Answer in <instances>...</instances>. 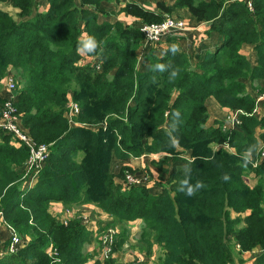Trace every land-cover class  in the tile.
Returning a JSON list of instances; mask_svg holds the SVG:
<instances>
[{"label": "trees", "instance_id": "1", "mask_svg": "<svg viewBox=\"0 0 264 264\" xmlns=\"http://www.w3.org/2000/svg\"><path fill=\"white\" fill-rule=\"evenodd\" d=\"M104 1L47 0L40 10L37 0H0L16 10L0 7V120L10 72L22 126L50 148L37 182L27 188L18 168L30 149L0 127V212L29 236L18 251L0 256V264H85L91 257L93 264H237L247 253L255 255L243 264H264V131L257 134L264 116L253 114L257 100L247 91V81L256 89L264 80V0H175L159 2L160 13L134 3L122 9L147 23L187 9L220 36L197 62L173 52L171 35L163 55L150 52L140 61L142 31L108 20ZM88 36L97 40L96 51L78 53ZM245 44L256 51L254 65ZM86 56L97 60L81 62ZM172 71L177 75L170 79ZM210 97L242 111L237 128L223 130L221 121L207 126ZM70 101L79 106L76 124L68 116ZM145 154L163 155L153 159L164 175L151 183L157 192L146 184L127 189L117 181L125 175L111 171L114 156ZM185 179L203 187L188 196L179 190ZM54 202L94 203L120 222L141 219L147 256L154 244L161 252L155 260L131 261L89 254L92 231L78 216L64 222L53 215ZM127 235L126 227L115 234L112 254Z\"/></svg>", "mask_w": 264, "mask_h": 264}, {"label": "crops", "instance_id": "2", "mask_svg": "<svg viewBox=\"0 0 264 264\" xmlns=\"http://www.w3.org/2000/svg\"><path fill=\"white\" fill-rule=\"evenodd\" d=\"M37 1H38V7L40 10L48 8L49 5L47 4V0H37ZM159 2H164L166 5L171 6L175 3V0H105L102 3V7L105 8V11L107 14L106 17L111 22L122 21L126 25H132V26L140 28L143 25V24L141 25L143 20L140 17L130 14L129 12H126L122 9L130 3H134V4L139 5L140 7H143L144 9L148 11L160 13L161 9L158 6ZM162 14H164V16H168V15L183 16V20L188 24L187 31H184L181 33H175L171 35L170 38L175 37L176 38L175 44L178 47V50L186 52L194 62L198 61L199 55L204 56L205 53H207L208 51H213L217 45L218 40H220V36L217 32L215 31L209 32L208 24H206L205 22L196 21V19L191 16L190 12L187 9H177L173 11L171 14L167 12H164ZM169 39L167 40L163 39L157 43L150 42V41L143 39L142 46L138 50L140 61H143L145 55H147L150 52L158 56L163 55L166 52V50L169 48V42H170ZM242 51L247 55V57L249 58V60L251 61L253 65L257 63L256 51L254 50L251 44H245L242 48ZM96 60H97V57L95 56L94 57L86 56L83 60H81V62H89V61H96ZM256 85L258 86V88L254 89L252 87L251 82L247 81V91L250 94H252L257 100V106H256L257 110L253 114H256L257 117H263L264 116V80L261 79L257 81ZM12 94L13 92L7 88V85L6 86L4 85L1 91V95L5 98H8V97H11ZM207 107H208V112H209V119L207 121V126L215 125L217 121H221L227 127H231V121L228 120V116L234 115L233 114L234 111H230L229 109L222 107L214 97L208 98ZM235 126H236L235 128H237L239 124H235ZM263 131H264V128L258 127L257 134ZM212 147L214 149H219L220 147H223V145L219 143H213ZM262 147H264V143H261V148ZM187 154L189 155V153ZM150 156H151L152 161L153 159H158L155 155H150ZM145 158L146 157H143L142 159L140 158L126 159V160L120 161V164L124 163V164H130L133 167H140L141 165L145 164L144 163ZM18 171L23 172L24 175L27 174L28 163L26 162V164L23 167L22 166L19 167ZM113 172L117 173L116 171H113ZM37 179H38V175H34L32 172H30L26 176L25 183H26L27 188L33 187L35 183L37 182ZM145 181L147 182V179H143V182ZM248 181L251 185H255L257 183L256 178L255 179L249 178ZM151 191L157 192L159 191V188L153 184L151 185ZM70 207L71 209L69 211V215H68L69 217H71L73 214L79 213L80 211L84 214L83 216L87 217L89 216V214H86V212L93 213L95 210L97 214H99L100 217L102 216L101 220L106 221L107 220L106 218L111 216L108 213L104 212L99 206H97L94 203H88V204L82 205L81 207H77V206H70ZM64 208L65 206L62 202H54L52 203L50 207V211L53 215L61 216V214H64L63 213ZM62 218H65V217L62 216ZM94 222L95 221L91 223V220L90 222L85 221V219L83 220L84 225H86V227L92 231V235H93L92 241L89 243V251L87 252L89 254L93 253L94 256H96L99 253L98 244L99 245L101 244L100 243L101 237L96 239L97 231L94 226ZM128 223L133 225V227H131V230H130V232L132 233L134 228H138L136 227L137 224L140 223L139 227H141V225L143 224V221L141 219H138L136 221H130ZM11 233L12 231H10L7 225L2 220H0L1 243L7 240L10 237ZM127 245H129L128 239L123 247L125 248ZM123 247L121 248L122 250L121 249L118 250L116 254V257L121 261H129L135 258L140 259L141 256L142 258L145 257L144 254L146 253V251L144 248L143 249L136 248V250L131 249L130 252H127L128 250L124 249ZM159 250H160V247L157 244H154L152 248V253L158 252ZM8 254H9L8 251L0 250L1 257L7 256ZM247 254H250V253H247ZM247 254L245 255V257L246 258L250 257ZM251 256H252V253H251ZM93 259L94 257L93 258L91 257L85 264H93L94 262Z\"/></svg>", "mask_w": 264, "mask_h": 264}, {"label": "built area", "instance_id": "3", "mask_svg": "<svg viewBox=\"0 0 264 264\" xmlns=\"http://www.w3.org/2000/svg\"><path fill=\"white\" fill-rule=\"evenodd\" d=\"M251 3H249V6ZM188 24L183 20L171 16L165 17L160 22H152L146 23L140 27L144 35V39L150 42H160L166 36L172 35L175 33H181L187 31ZM7 88L10 91H14L16 89L15 83L12 79H9V83H7ZM257 106V105H256ZM257 110V107L254 108L253 113ZM242 111L235 110L233 112L234 115L228 116V120L231 121V127H227L226 125H222L223 130H227L229 128H235V124H240L239 114ZM79 114V106L78 104L70 101L69 103V118L71 124H76L74 117ZM0 127H2L8 133H11L14 137L19 139L23 142L26 146L30 149V157L27 160L28 163V172L25 174L27 176L30 172L34 175H38L42 165H44L46 159L48 158V145L46 144H36L31 136L29 135L28 131L22 126L21 116L16 107V96L13 95L12 97L5 100L3 109H2V118L0 120ZM261 156L264 158V147L261 151ZM140 178L134 177L132 175H127L126 180L131 181L133 184H141L142 181L139 180ZM0 220H2L6 225H9L5 218L3 217L2 213L0 212ZM11 229L14 228L9 225ZM15 230V229H14ZM14 234L12 238V243L10 245V252H16L21 246L25 245V241L23 244L17 249L16 244L19 243L18 237H16V233L12 231ZM114 230H109L104 234L103 241H104V249L101 253L103 258L108 257L111 253L112 245L114 243ZM9 249V247H8ZM17 249V250H16ZM16 250V251H14Z\"/></svg>", "mask_w": 264, "mask_h": 264}, {"label": "rangeland", "instance_id": "4", "mask_svg": "<svg viewBox=\"0 0 264 264\" xmlns=\"http://www.w3.org/2000/svg\"><path fill=\"white\" fill-rule=\"evenodd\" d=\"M0 7L4 8V9H7V10H10L12 12L13 11L16 12V10H14L15 8H13L10 5H6V4H1L0 3ZM41 10H45V9H41ZM168 16L175 17V18H179V19H183V16H181V15H178V16H176V15H168ZM165 17H167V16H164V18ZM147 22L148 21H145L143 19V22L141 23V25L142 24L144 25ZM9 79H12L14 81L15 87L17 89V83H16L17 82L16 81L17 79H16V76L13 75L10 72L8 73L7 77L5 78V84L4 85L6 86L7 83H9ZM12 92H13L12 96L15 95L16 96V100H17V95L15 94V90L12 91ZM8 98H10V97H8ZM8 98H5V99H8ZM218 125L219 124H217V126ZM48 148H49V145H48ZM48 152H50V148L48 149ZM162 156H163L162 154L156 155L157 158H160ZM143 157H146L144 159V161H145L144 163L145 164L144 165H141L140 167H133L130 164H124V163L120 164V161H122V160L134 159V158H140V159H142ZM42 167H43V165H42ZM111 171L112 172L113 171H116L117 173H123L125 175L124 178H117V181L122 182L124 184V186L127 187V189H129L128 187H131L133 185H143L144 183L146 185H150L151 186L152 185L151 184L152 182H154L156 180H159V179L160 180H163L162 177H164V175L161 173V171H160L159 167L157 166V164L154 163L151 160V156L150 155L148 156V154L141 155L139 157H136V156L132 157L131 156V157H127V158L114 156L113 159H112V163H111ZM113 173H115V172H113ZM117 173H115V174H117ZM127 175H132L134 177V179H135V177L140 178L139 180L142 181L141 184H133L131 181H127L126 180ZM143 179H147V182L146 181L143 182ZM64 206H65L64 212H63L64 214H61V216L60 215H55L56 217H59L64 222H66L69 219H72V218H74L76 216H78L81 219L82 222H83L84 219H85V221H89V222L91 220V223L93 221H95L94 222V226H95L96 231H97V237H96V239H98L99 237H101L100 238V243L101 244L100 245L98 244V250H99V253H100V255L97 254L98 257L103 258L101 256V253L103 252V249H104V241H103L104 234L106 232H108L109 230H112V231L114 230V232L116 234L117 232L119 233L121 231V229H123L125 227H126V229L128 231L127 237H128L129 245H127L125 248L124 247L123 248L124 249H127L128 250L127 252H130L131 249L132 250H136V248H139V249L142 248L143 249L142 235H140L141 234L142 227H143V224L141 225V227H139V224L140 223L137 224L136 227H138V228H134L133 231H132V233H131L130 230H131V227H133V225H131L128 222H120L118 220H115L112 216H109L108 218H106L107 219L106 221L105 220H101V217L102 216L100 217L99 214H97L96 210L93 213L86 212V214H89V216H87V217L86 216H83L84 214L81 211L79 212L80 214L79 213L73 214L71 217H69L68 215H69V211H70L71 207L68 206V205H65V204H64ZM75 206L81 207V205H75ZM67 211H68V213H67ZM62 216L65 217V218H62ZM124 225H125V227H124ZM7 227L10 229V231H13L14 233H16L15 236L18 237V239H19V243L16 244L17 249L23 244L24 241H25V243L28 242L29 236L24 235L25 233H19V232H17L14 229L12 230L11 227H9V225H7ZM115 234H114V238H115ZM13 236H14V234L11 233L10 237L7 240L3 241V243H1V240H0V248H1V251H8V252L11 251L10 250V245L12 243ZM89 243L85 245V251L86 252L89 251ZM8 247H9V249H8ZM16 250H14V251H16ZM50 250H51L50 253H52V255H54L55 254L54 250H52V249H50ZM113 250L114 249H113V245H112L111 253H110L109 256H111V255L116 256L117 250L114 252V254H112L113 253ZM160 252H161V250H159L158 252H153L151 256H147V254L145 253L144 254L145 255L144 258H142V256H141L140 259H138V258L136 259L135 258L133 260H143V259L155 260L157 258V256L159 255ZM247 255L250 256V257H247V258L244 257V260H245L246 263L249 262L253 258V256L255 254H252V256H251V253L250 254H247ZM244 260H243L242 263L240 261H237V264H239V263L243 264L244 263ZM129 261H131V260H129Z\"/></svg>", "mask_w": 264, "mask_h": 264}, {"label": "clouds", "instance_id": "5", "mask_svg": "<svg viewBox=\"0 0 264 264\" xmlns=\"http://www.w3.org/2000/svg\"><path fill=\"white\" fill-rule=\"evenodd\" d=\"M98 47V42L95 39V37L92 36H88L86 39H82L79 43L78 46V53H94L96 51ZM173 52L178 50V47L176 45H173L172 48ZM160 71H164L165 70V66L164 65H157L156 66ZM177 75L176 71H172L170 79L174 78ZM176 117L179 118V112H177ZM173 144L176 143L175 139H173ZM225 180L228 179L227 176L224 177ZM201 187H203V183L202 182H197L194 186L192 184L189 183L188 179H185L183 181H181V186H180V191H186V195L188 196H192L195 195L196 191L198 189H200Z\"/></svg>", "mask_w": 264, "mask_h": 264}]
</instances>
